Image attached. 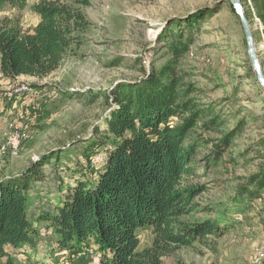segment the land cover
I'll list each match as a JSON object with an SVG mask.
<instances>
[{
  "label": "rangeland",
  "instance_id": "374dc122",
  "mask_svg": "<svg viewBox=\"0 0 264 264\" xmlns=\"http://www.w3.org/2000/svg\"><path fill=\"white\" fill-rule=\"evenodd\" d=\"M37 1L27 0L20 11L6 7L0 16L20 14L22 25L32 27L39 20L31 8ZM59 1L85 15L80 44L44 77L9 79L0 72V179L45 160L42 175L29 190L35 241L8 246V251L19 264L68 261V252L58 249L57 236L42 213L53 211L67 189L83 178L81 167L87 162L82 150L101 135L96 130L106 131V118L118 107V91L153 78L165 81L172 73L180 78L179 102L188 101L196 113L183 142L193 150L192 172L182 182L184 189L194 188L188 204L192 209L179 220L211 219L221 232L175 248L162 263L253 264L256 256L264 264V187L252 200L240 190L241 185L254 188L258 179L264 183V91L231 1ZM241 4L264 75V0ZM180 42L188 48L174 52L171 46ZM17 83L28 89L4 92ZM189 114L173 116L171 123L180 126ZM13 121L23 122L26 134L15 143L9 142L8 124ZM227 135L229 145L217 156L215 145ZM95 157L97 166L105 154ZM138 237L139 249L149 246L152 229H139ZM88 249L74 255L73 264H98L95 249L90 248L92 254Z\"/></svg>",
  "mask_w": 264,
  "mask_h": 264
},
{
  "label": "trees",
  "instance_id": "16d2710c",
  "mask_svg": "<svg viewBox=\"0 0 264 264\" xmlns=\"http://www.w3.org/2000/svg\"><path fill=\"white\" fill-rule=\"evenodd\" d=\"M26 5L27 0H0V11L6 7L20 11ZM31 8L39 17L32 27L22 25L20 14L0 16V72L6 78L48 75L73 45L80 44L78 32L87 25L82 12L59 0H38ZM179 45H172V50L188 48V43ZM179 82L171 73L165 81L153 78L118 91V107L106 118V131H95L105 136L94 138L82 150L87 162L81 167L83 178L67 189L53 211L41 215L50 222L58 249L68 252V261L55 264H73L74 255L92 246L98 264H163L162 258L175 248L221 232L211 219L179 220L192 209L188 204L194 188L184 189L182 182L192 172L193 150L183 142L196 115L188 101L179 102ZM188 111L180 126L171 123L173 116ZM230 138L215 145L217 156ZM102 152V163L93 165L91 159ZM44 161L0 180V264H19L8 246L35 241L29 190L42 175ZM263 184L258 179L254 188L241 185L240 190L252 200ZM142 228H151L153 238L139 249Z\"/></svg>",
  "mask_w": 264,
  "mask_h": 264
},
{
  "label": "water",
  "instance_id": "95a60500",
  "mask_svg": "<svg viewBox=\"0 0 264 264\" xmlns=\"http://www.w3.org/2000/svg\"><path fill=\"white\" fill-rule=\"evenodd\" d=\"M230 1H231L232 8L234 9L236 15L239 18V22L243 30L249 62L253 67L255 77H256L258 84L264 91V75H263V71H262L259 59L257 57L256 51L254 48L252 31H251V27H250L247 15L244 12L243 6L241 4V0H230ZM4 178L6 177H3L1 179H4Z\"/></svg>",
  "mask_w": 264,
  "mask_h": 264
},
{
  "label": "built area",
  "instance_id": "2783aa9c",
  "mask_svg": "<svg viewBox=\"0 0 264 264\" xmlns=\"http://www.w3.org/2000/svg\"><path fill=\"white\" fill-rule=\"evenodd\" d=\"M26 89H28V87L26 85L17 83L15 85L7 86L6 89L4 90V92L6 94H8V95H12V94H15V93H18V92H22V91H24ZM23 126H24L23 122H21V121H13V122H10L8 124L9 130H10V132H9V142L15 143L16 141H19V140H21V139L26 137V134L23 131ZM97 159H98V157L92 158L91 159V163L94 165V162L98 161ZM102 160H104V159H102ZM93 251H94L93 249H90V253L91 254L93 253ZM252 263L253 264H261V262L259 261V258L256 257V256L252 260Z\"/></svg>",
  "mask_w": 264,
  "mask_h": 264
},
{
  "label": "crops",
  "instance_id": "0c3cea01",
  "mask_svg": "<svg viewBox=\"0 0 264 264\" xmlns=\"http://www.w3.org/2000/svg\"><path fill=\"white\" fill-rule=\"evenodd\" d=\"M5 78H6V77H5ZM1 130L3 131L4 128H3V123L0 121V132H1Z\"/></svg>",
  "mask_w": 264,
  "mask_h": 264
}]
</instances>
